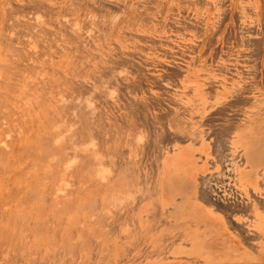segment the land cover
Segmentation results:
<instances>
[{"label":"rangeland","instance_id":"374dc122","mask_svg":"<svg viewBox=\"0 0 264 264\" xmlns=\"http://www.w3.org/2000/svg\"><path fill=\"white\" fill-rule=\"evenodd\" d=\"M173 5L0 0V264H264V155L188 79L223 35Z\"/></svg>","mask_w":264,"mask_h":264},{"label":"crops","instance_id":"0c3cea01","mask_svg":"<svg viewBox=\"0 0 264 264\" xmlns=\"http://www.w3.org/2000/svg\"><path fill=\"white\" fill-rule=\"evenodd\" d=\"M224 1L225 7L227 6L224 12L216 13L197 7L196 0H175V5L172 6L175 17L171 15L167 22L169 25L175 23V31L177 27H186L189 40L194 39L199 21L206 34L219 32L223 35L219 44H215V48L223 53L201 60L204 65L202 73L188 79L198 78L204 81L201 95L205 97L236 98L232 106H227L231 104L228 100L221 102L222 105L216 104V100L209 105L203 103V111L210 112L213 119H210L211 123L207 120L205 124L210 128L218 127L219 121H215L217 114H226L228 119L224 123L225 127L230 129L232 125L239 124V129L245 131L242 134L234 133L243 140L251 141L257 154L264 155V8H261L258 0H249L252 1V6L246 10L242 2L248 0H239L236 8L230 6L233 0ZM207 49H212V46H207ZM244 110L251 117L243 122L239 120L241 117L228 115L232 111L234 114H241ZM201 149L205 147L202 146ZM198 150L195 147L191 155L196 156Z\"/></svg>","mask_w":264,"mask_h":264},{"label":"bare ground","instance_id":"6f19581e","mask_svg":"<svg viewBox=\"0 0 264 264\" xmlns=\"http://www.w3.org/2000/svg\"><path fill=\"white\" fill-rule=\"evenodd\" d=\"M173 110H174V109H173ZM172 112H173V111H172ZM174 112H175V111H174ZM174 112H173V113H174ZM165 113H166V112H165ZM168 113H169V112H168ZM177 115H178V114H177ZM159 116H160V115H159ZM159 116H158V118H159ZM161 116H162V115H161ZM173 116H174V115H173ZM165 117H166V116H165ZM176 117H177V116H176ZM164 119H165V118H164ZM176 119H178V117H177ZM170 120H171V119H170ZM179 120H180V119H179ZM181 120H182V119H181ZM181 120H180V121H181ZM160 121H161V120H160ZM172 122H174L173 119H172ZM176 122H177V120H176ZM162 123H163V122H162ZM169 123H170V121H169ZM174 123H175V122H174ZM180 123H181V122H180ZM170 124H171V123H170ZM182 124H183V123H181L180 125H182ZM173 125H174V124H173ZM173 125H172V126H173ZM188 125H189V124H188ZM188 125H186V126H188ZM174 126H177V125H174ZM232 127H233V126H232ZM232 127H231V128H232ZM176 128H177V127H175V129H176ZM188 128H189L188 131H190L191 128H190V127H188ZM180 129H181V132H182V128H180ZM233 129H234V128H233ZM183 131H184V130H183ZM194 131H195V130H194ZM175 132H176V131H175ZM191 132H192V131H191ZM173 133H174V132H173ZM182 133H183V132H182ZM177 134H178V133H177ZM179 134H180V133H179ZM183 134H185V133H183ZM187 134H188V133H187ZM195 134H196V132H195ZM162 136H163V135H162ZM188 136H189V134H188ZM197 136H198V135H197ZM197 136H196V137H197ZM189 138H192V137L189 136ZM194 138H195V136H194ZM151 139H152V138H151ZM187 140H188V139H187ZM161 143H162V142H161ZM159 144H160V143H159ZM161 150H162V149H161ZM125 151H126V150H125ZM164 151H165V150H164ZM162 152H163V151H162ZM160 155H161V153H160ZM160 158H162V156H159V159H160ZM236 158H237V157H236ZM160 160H162V159H160ZM242 160L244 161V159H242ZM160 162H161V161H160ZM238 162H239V161H238ZM241 164H242V163H241ZM239 166H240V165H239ZM237 167H238V165H237ZM233 169H234V167H233ZM171 170H172V167H171ZM236 170H238V168H236ZM234 172H235V170H234ZM236 172H237V171H236ZM234 174H235V173H234ZM234 176H235V175H234ZM206 179H207V178H206ZM233 181H234V180H233ZM204 182H205V180H204ZM234 182L236 183V182H237V179H236V181H234ZM199 183H200V182H199ZM236 184H237V183H236ZM235 186H236V185H235ZM207 187H208V186H207ZM200 188H201V187H200ZM212 189H213V188H212ZM236 189H237V188H236ZM207 190H208V189H207ZM249 190H250V189H249ZM213 191H214V190H213ZM213 191H212V192H213ZM204 192H205V191H204ZM210 193H211V192H210ZM242 193H243V192H242ZM248 193H249V192H248ZM256 193H257V192H256ZM215 194H216V192H215ZM237 194H238V193H237ZM254 194H255V193H254ZM259 194H260V192H259ZM256 195H258V194H256ZM260 195H263V193L260 194ZM212 196H213V195H212ZM217 196H218V194H217ZM217 196H216V197H217ZM223 196H224V195H223ZM223 196H222L221 199H223ZM249 196H250V195H249ZM220 197H221V196H220ZM251 197H252V196H251ZM256 197H257V196H256ZM256 197H255V198H256ZM259 197H261V196H259ZM262 197H263V196H262ZM262 197H261V201H262V199L264 198V197H263V198H262ZM212 198H213V197H212ZM214 198H215V197H214ZM224 198H225V197H224ZM227 198H228V197H227ZM197 199H198V197H197ZM257 199H258V197H257ZM259 199H260V198H259ZM259 199H258V201H259ZM224 200H225V199H224ZM233 200H234V199H233ZM250 200H251V198H250ZM253 200H254V198H253ZM202 201H203V200H202ZM251 201H252V200H251ZM251 201H250V202H251ZM203 202H204V201H203ZM205 202H206V201H205ZM227 202H229V201H227ZM250 202H249V203H250ZM254 202H256V201H254ZM169 203H171V202L169 201ZM172 203H173V202H172ZM222 203H223V202H222ZM224 203H225V202H224ZM173 204H175V203H173ZM245 204H246V203H245ZM231 205H232V204H231ZM253 205H254V204H253ZM253 205H252V202H251V206H253ZM208 206H210V205L208 204ZM254 206H257V205H254ZM173 207H175V206L173 205ZM231 207H232V206H231ZM247 207H248V206H247ZM169 208H171V209L169 210L170 213H171V210H173V211L175 210V209H172V207H170V206H169ZM169 208L167 207L166 210L169 209ZM209 208H210V207H209ZM224 208H225V207H224ZM227 208H228V207H227ZM244 208H245V207H244ZM254 208H255V207H254ZM207 209H208V207H207ZM252 209H253V207H252ZM259 209H260V207H259ZM263 209H264V208H263ZM166 210H165V211H166ZM210 210H211V209H210ZM253 210H254V209H253ZM253 210H252V212H254ZM237 211H238V210H237ZM249 211H250V210H249ZM163 212H164V211H163ZM166 212H167V211H166ZM261 212H262V216H264V210L261 211ZM164 213H165V212H164ZM168 213H169V212L165 213L166 215L164 214V218L168 216ZM172 213H173V212H172ZM235 213H236V212H235ZM173 214H174V213H173ZM228 215H229V214H228ZM170 216H172V215H170ZM164 218H163V220L165 221ZM169 218H170V217H169ZM174 218H175V216H173V219H174ZM171 219H172V218H171ZM163 220H161V221H163ZM164 221H163V222H164ZM170 221H171V222H169V220H168V221L166 220L164 223H162V224L165 226V228L167 227L168 230L170 229V227H172V228L175 227V221H174V220H173L174 222H172V220H170ZM224 221H225V219H224ZM250 221H251V220H250ZM250 221H249V223H251ZM173 223H174V225H173ZM177 223L179 224V222H176V224H177ZM236 223H237V222H236ZM259 223H260V226L263 228V227H264V220L261 219V221H260ZM162 224H161V225H162ZM180 224H184V222H182V223L180 222ZM225 224L227 225V227H228L229 229H231V230L234 231L235 228H233L231 225H228L227 222H225ZM249 225H250V224H249ZM250 226H251V225H250ZM177 227H178V226H177ZM198 227H199V226H198ZM240 227H241V226H240ZM240 227H239V228H240ZM165 230H166V229H165ZM165 230H164V231H165ZM252 230H254V229H252ZM254 231H255V230H254ZM167 232H168V231H167ZM206 232H207V231H206ZM206 232H205V233H206ZM255 232H256V231H255ZM209 234H211V233H209ZM251 234H252V233H251ZM259 235H260V234H259ZM235 236H238V237H239L238 233H236ZM259 237H260V236H259ZM241 238H242V237H241ZM245 238H246V237H245ZM242 239H243V238H242ZM248 239H249V238H248ZM252 249H253V247H252ZM197 250H198V249H197ZM253 250H254V249H253ZM259 254H260V253H258L257 255H259ZM238 259H239V258H238ZM241 259H242V258H241ZM259 261H260V260H259Z\"/></svg>","mask_w":264,"mask_h":264}]
</instances>
